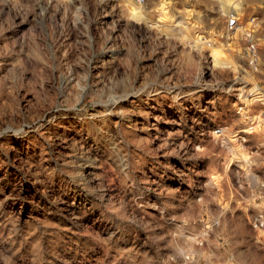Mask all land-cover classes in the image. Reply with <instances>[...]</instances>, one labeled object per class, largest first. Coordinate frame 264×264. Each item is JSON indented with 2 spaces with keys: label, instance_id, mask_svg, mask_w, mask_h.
I'll return each mask as SVG.
<instances>
[{
  "label": "clouds",
  "instance_id": "obj_1",
  "mask_svg": "<svg viewBox=\"0 0 264 264\" xmlns=\"http://www.w3.org/2000/svg\"><path fill=\"white\" fill-rule=\"evenodd\" d=\"M0 264H264V0H0Z\"/></svg>",
  "mask_w": 264,
  "mask_h": 264
},
{
  "label": "rangeland",
  "instance_id": "obj_2",
  "mask_svg": "<svg viewBox=\"0 0 264 264\" xmlns=\"http://www.w3.org/2000/svg\"><path fill=\"white\" fill-rule=\"evenodd\" d=\"M10 203H14V204H15V203H17V202L10 201Z\"/></svg>",
  "mask_w": 264,
  "mask_h": 264
}]
</instances>
